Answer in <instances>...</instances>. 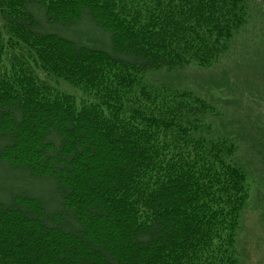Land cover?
Returning <instances> with one entry per match:
<instances>
[{"label":"trees","instance_id":"1","mask_svg":"<svg viewBox=\"0 0 264 264\" xmlns=\"http://www.w3.org/2000/svg\"><path fill=\"white\" fill-rule=\"evenodd\" d=\"M250 18L249 0H0V264H246L236 142L153 82L214 69Z\"/></svg>","mask_w":264,"mask_h":264},{"label":"rangeland","instance_id":"2","mask_svg":"<svg viewBox=\"0 0 264 264\" xmlns=\"http://www.w3.org/2000/svg\"><path fill=\"white\" fill-rule=\"evenodd\" d=\"M249 1V24L214 69L190 66L171 74L156 73L153 84L194 91L219 113L213 119L214 133L236 142V159L250 176L239 251L246 264H264V0ZM60 88L81 97L65 82L60 81Z\"/></svg>","mask_w":264,"mask_h":264}]
</instances>
